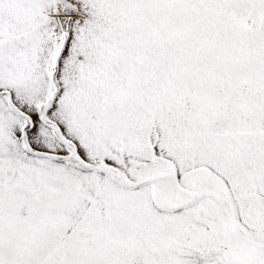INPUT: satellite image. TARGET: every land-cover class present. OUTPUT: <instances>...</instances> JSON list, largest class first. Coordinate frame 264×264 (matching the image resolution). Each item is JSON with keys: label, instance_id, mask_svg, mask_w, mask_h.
I'll use <instances>...</instances> for the list:
<instances>
[{"label": "snow or ice", "instance_id": "6c2138e0", "mask_svg": "<svg viewBox=\"0 0 264 264\" xmlns=\"http://www.w3.org/2000/svg\"><path fill=\"white\" fill-rule=\"evenodd\" d=\"M0 264H264V0H0Z\"/></svg>", "mask_w": 264, "mask_h": 264}]
</instances>
